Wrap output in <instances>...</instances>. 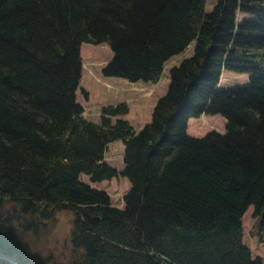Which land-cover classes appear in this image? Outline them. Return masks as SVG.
Instances as JSON below:
<instances>
[{"label": "trees", "instance_id": "16d2710c", "mask_svg": "<svg viewBox=\"0 0 264 264\" xmlns=\"http://www.w3.org/2000/svg\"><path fill=\"white\" fill-rule=\"evenodd\" d=\"M206 1L0 0V252L36 264L41 221L65 209L72 251L57 264H264L242 238L250 206L251 235L264 237V0ZM83 42L107 44L102 75L130 82L157 83L193 49L135 130L125 101L84 117ZM223 69L248 82L217 87ZM204 113L222 115L224 132L188 134ZM116 140L121 170L104 160ZM81 174L126 177L123 207Z\"/></svg>", "mask_w": 264, "mask_h": 264}, {"label": "rangeland", "instance_id": "374dc122", "mask_svg": "<svg viewBox=\"0 0 264 264\" xmlns=\"http://www.w3.org/2000/svg\"><path fill=\"white\" fill-rule=\"evenodd\" d=\"M215 0L206 1V9L209 10ZM252 17L247 13L236 12V19ZM83 52L81 55V76L76 90V99L81 103L85 118L98 121L100 107L105 104H116L125 101L129 111L122 115V118L129 119L134 129L141 127L144 120H149L154 103L166 90L169 69L177 65L183 58L192 53L193 43L176 55L170 57L164 65L163 73L157 83L135 81L130 82L124 78L103 76L101 68L109 61L112 52L107 44L81 43ZM92 49L89 50L88 48ZM101 55L102 60H85L84 58H96ZM100 79V81H99ZM248 82L247 73H238L223 69L219 77L217 87L228 88L234 85H244ZM82 91L87 92V98L83 97ZM115 117H113L114 119ZM225 119L220 114H201L198 117H190L187 122V133L195 137H200L210 130L224 132ZM145 124V123H144ZM143 124V125H144ZM142 125V126H143ZM192 125V128H190ZM197 127H202L203 131L195 133ZM140 129V128H139ZM138 129V130H139ZM189 130V131H188ZM104 160L117 170L123 167V144L120 140L110 142L104 155ZM79 179L90 186L105 191L110 199L111 205L122 208L124 205L123 196L129 188V181L126 177L118 175L102 181H90L87 175L81 174ZM72 213L70 210L61 209L55 214L54 220L49 224L41 221L45 228L40 231L37 238L29 244L30 258L36 264H56L61 259L70 257L72 247L68 239V227ZM256 217L253 208L250 206L242 217V238L251 250L252 256L260 255L264 258V237L257 239L251 235L252 227ZM47 224V225H46Z\"/></svg>", "mask_w": 264, "mask_h": 264}, {"label": "water", "instance_id": "95a60500", "mask_svg": "<svg viewBox=\"0 0 264 264\" xmlns=\"http://www.w3.org/2000/svg\"><path fill=\"white\" fill-rule=\"evenodd\" d=\"M0 258L8 261L10 264H19V262L16 259H14L13 257H11L5 253L0 252Z\"/></svg>", "mask_w": 264, "mask_h": 264}, {"label": "crops", "instance_id": "0c3cea01", "mask_svg": "<svg viewBox=\"0 0 264 264\" xmlns=\"http://www.w3.org/2000/svg\"><path fill=\"white\" fill-rule=\"evenodd\" d=\"M149 119H150V118H149ZM128 120H129V119H128ZM129 121H130V120H129ZM147 121H149V120H147ZM147 121L144 120L143 123H142V125H143L144 123H146ZM130 122H131V121H130ZM142 125H141V127H142ZM141 127H139V128H141ZM139 128H138V129H139ZM138 129H136V130H138ZM188 131H189V130H188ZM190 135H191V134H190Z\"/></svg>", "mask_w": 264, "mask_h": 264}, {"label": "flooded vegetation", "instance_id": "af4514ba", "mask_svg": "<svg viewBox=\"0 0 264 264\" xmlns=\"http://www.w3.org/2000/svg\"><path fill=\"white\" fill-rule=\"evenodd\" d=\"M3 261H5L4 259L2 260V258H0V262H3Z\"/></svg>", "mask_w": 264, "mask_h": 264}, {"label": "bare ground", "instance_id": "6f19581e", "mask_svg": "<svg viewBox=\"0 0 264 264\" xmlns=\"http://www.w3.org/2000/svg\"><path fill=\"white\" fill-rule=\"evenodd\" d=\"M2 253V252H1ZM12 257V256H11ZM3 260V259H2ZM1 264L3 263V262H0Z\"/></svg>", "mask_w": 264, "mask_h": 264}]
</instances>
